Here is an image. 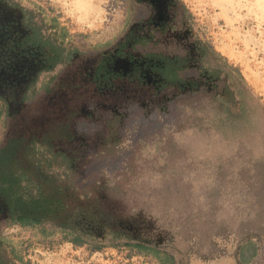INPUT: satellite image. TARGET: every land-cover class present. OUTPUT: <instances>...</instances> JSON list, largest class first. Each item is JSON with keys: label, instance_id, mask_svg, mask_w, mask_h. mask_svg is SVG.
I'll return each instance as SVG.
<instances>
[{"label": "rangeland", "instance_id": "374dc122", "mask_svg": "<svg viewBox=\"0 0 264 264\" xmlns=\"http://www.w3.org/2000/svg\"><path fill=\"white\" fill-rule=\"evenodd\" d=\"M175 2L183 23L169 38L209 43L242 76L239 118L209 114L199 130H187V113L171 105L176 90L158 91L151 74L131 73L127 55L118 60L116 48L141 33L137 24L128 27L137 18L133 0H11L42 34L30 43L42 42L48 51L53 42L70 56L49 71L31 62L32 86L10 99V109L0 101V146L11 136L29 140L68 129L69 140L50 144L72 164L57 158L52 170L74 167L78 186L94 187L108 213L104 220L70 222L87 235L81 243L70 230L21 225L3 214L0 236L12 264H221L246 241L255 247L250 263L264 264V217L242 219L246 190L230 174L238 168V147L264 155V11L254 0ZM140 51L128 43L123 48L136 59ZM101 63L118 76L98 81ZM10 75L15 84L19 74ZM203 129L220 136L223 148L217 141L203 146ZM245 232L251 234L241 240ZM203 236L209 237L199 243ZM138 243L147 251L128 246Z\"/></svg>", "mask_w": 264, "mask_h": 264}, {"label": "trees", "instance_id": "16d2710c", "mask_svg": "<svg viewBox=\"0 0 264 264\" xmlns=\"http://www.w3.org/2000/svg\"><path fill=\"white\" fill-rule=\"evenodd\" d=\"M37 30L39 39L42 34L39 29ZM198 43L201 54L200 65L210 77L211 84L208 88L201 86L190 93H178L171 99L173 109L178 108L187 113L185 120L189 122L187 130L193 126H198L199 130L201 119L209 114H225L230 119L239 118L241 100L238 93L244 88L242 76L238 71L228 65L209 43L200 40ZM51 46L49 59L51 67L68 60L70 56L68 50L53 42ZM165 60L161 74L164 78L163 86L169 87L174 85L175 80L183 78L186 66L179 57ZM202 132L206 136L203 146L213 148L217 141L221 143L220 148H223L224 144L220 136H215L209 129H203ZM69 136L68 129L51 128V131H46L40 137L29 140L13 137L5 145L0 146V197L9 206L8 219H18L21 225L28 226L50 223L64 230H70L74 234L72 241L81 243L87 235L73 227L70 222L104 220L108 213L102 206L94 187H79L74 180L75 175L72 174L75 172L74 167L69 166L72 164V157L59 155L50 144L60 139L69 140ZM236 155L238 168L231 171V181L236 180L246 190L247 211L238 212L245 222H249L251 219L264 217V155L257 156L252 149L246 147H238ZM57 158L69 164L66 165L65 170H52ZM249 234L251 232L243 233L241 240ZM208 237H198V242L203 243ZM259 237L263 256L264 239ZM128 246L144 248L147 251V248L139 243ZM7 247V241L0 236V264H12ZM243 247L248 250L251 248L255 252L251 241H246ZM240 253L241 248L234 253L237 264H242ZM203 258L215 259L212 256H203Z\"/></svg>", "mask_w": 264, "mask_h": 264}, {"label": "flooded vegetation", "instance_id": "af4514ba", "mask_svg": "<svg viewBox=\"0 0 264 264\" xmlns=\"http://www.w3.org/2000/svg\"><path fill=\"white\" fill-rule=\"evenodd\" d=\"M133 1L136 4L134 7L136 14L134 15L137 18L130 19L128 27H131L132 24H137V29L140 28L141 33L138 37H133V39L128 36L125 40L126 42L121 43L116 48L115 56L118 57V60H124L125 55H127V67L132 70L131 73L136 70L140 76H150L151 74V77H154L158 91L159 87L163 90L172 88L176 90V93H190L201 86L208 88L211 84V79L206 75L205 70L201 68L198 40L194 39L192 42H187L186 35H184L185 37L181 38L177 36L181 40L176 42V40H171L168 36L170 31L174 32V30L180 29V24L183 23L181 17L177 14L175 0ZM18 8L11 4V0H0V101L6 109L11 108L9 105L10 99H21L15 95L18 92L21 93L24 86H27V89L32 86V73L29 71L31 70V62H34L33 65L36 66L37 62L40 61L42 63V71H49L51 68L49 62L51 47L47 51L43 47L44 43L42 42L38 43L41 45L30 43L29 40L31 38L34 41L38 40V30L31 23L30 13L28 11L26 13L21 11V13ZM129 32L132 33L134 30L129 29ZM127 43L129 46L133 45L135 47L138 45L141 47V57L136 59L131 53H124L123 48ZM167 47L170 49H167ZM177 57L181 58L184 61L183 65L186 66L184 76L180 80H175L172 86H163L164 78L161 71L165 67V59H175ZM145 67L148 71L143 69ZM13 69L19 74L14 80L15 84L14 82L11 83L9 77H7L13 72ZM144 71L146 74H143ZM94 76L98 81L104 80L108 83L111 77H116L118 74L115 73V70H111L107 65L101 63L96 68ZM24 96L25 94L22 95V98ZM13 137L17 136H11V138ZM8 211L9 206L0 197V219ZM6 217L8 216L6 215Z\"/></svg>", "mask_w": 264, "mask_h": 264}, {"label": "crops", "instance_id": "0c3cea01", "mask_svg": "<svg viewBox=\"0 0 264 264\" xmlns=\"http://www.w3.org/2000/svg\"><path fill=\"white\" fill-rule=\"evenodd\" d=\"M243 252H244V254H243ZM253 254H254L253 249L250 248V250H248V249H245L244 247H242L241 248V253L239 254V255H241V258H242V260H241L242 264H249L251 262V260H250L251 258L247 259V257H249V255H253ZM243 258H245L246 260H243ZM226 260H228V259L227 258L221 259L220 260L221 264H237L235 258L234 259H230L229 261H226Z\"/></svg>", "mask_w": 264, "mask_h": 264}, {"label": "bare ground", "instance_id": "6f19581e", "mask_svg": "<svg viewBox=\"0 0 264 264\" xmlns=\"http://www.w3.org/2000/svg\"><path fill=\"white\" fill-rule=\"evenodd\" d=\"M256 2V6L261 11H264V0H254Z\"/></svg>", "mask_w": 264, "mask_h": 264}]
</instances>
